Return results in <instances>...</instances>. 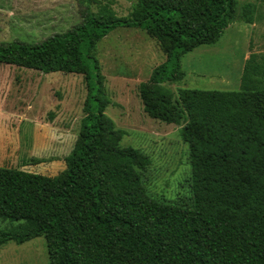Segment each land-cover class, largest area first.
I'll return each mask as SVG.
<instances>
[{"label":"trees","instance_id":"trees-1","mask_svg":"<svg viewBox=\"0 0 264 264\" xmlns=\"http://www.w3.org/2000/svg\"><path fill=\"white\" fill-rule=\"evenodd\" d=\"M80 23L40 43L0 45V64L77 74L88 89L85 117L55 177L0 167V248L45 237L50 264H264V65L251 54L237 91L178 89L182 58L216 44L255 5L238 0H76ZM240 16V17H239ZM242 17V18H241ZM118 28L141 29L166 61L138 88L145 113L181 126L189 147L193 203L152 198L143 182L151 158L122 146L127 132L111 104L97 45ZM41 163V162H39Z\"/></svg>","mask_w":264,"mask_h":264},{"label":"rangeland","instance_id":"rangeland-1","mask_svg":"<svg viewBox=\"0 0 264 264\" xmlns=\"http://www.w3.org/2000/svg\"><path fill=\"white\" fill-rule=\"evenodd\" d=\"M116 1L118 17L129 16L135 1ZM248 4L255 5V23L238 19L216 44L185 55L184 80L166 87L176 95L180 88L237 91L251 54L264 65V0H238V14ZM80 21L76 0H0V45L40 43ZM97 58L111 101L106 115L127 132L121 145L152 160L143 176L149 195L163 203L191 206L192 167L181 126L150 118L138 93L166 56L145 31L118 28L97 45ZM87 95L83 75L0 64V167L49 177L62 173L86 115ZM10 226L0 219V230ZM0 264H50L45 237L2 246Z\"/></svg>","mask_w":264,"mask_h":264}]
</instances>
